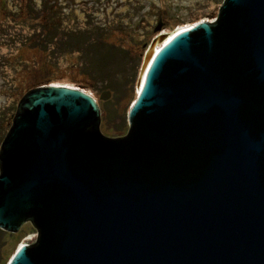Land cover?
Instances as JSON below:
<instances>
[{
	"label": "water",
	"instance_id": "obj_1",
	"mask_svg": "<svg viewBox=\"0 0 264 264\" xmlns=\"http://www.w3.org/2000/svg\"><path fill=\"white\" fill-rule=\"evenodd\" d=\"M128 123L106 133L81 87L23 95L0 229L37 237L8 264H264V0H225L165 43Z\"/></svg>",
	"mask_w": 264,
	"mask_h": 264
},
{
	"label": "rangeland",
	"instance_id": "obj_2",
	"mask_svg": "<svg viewBox=\"0 0 264 264\" xmlns=\"http://www.w3.org/2000/svg\"><path fill=\"white\" fill-rule=\"evenodd\" d=\"M56 5L62 28L88 31L94 27L110 30V39L128 52L117 50L108 73H85L92 61L83 53L64 54L48 42L47 55L33 51L39 26L25 16L28 7L38 11L42 3ZM225 0H0V146L6 137L23 95L48 83L69 84L90 92L97 100L106 133L125 136L128 113L137 98L139 79L146 53L159 36L216 19ZM27 9V10H26ZM149 42L139 57L131 48L135 42ZM135 45V44H134ZM139 51V52H138ZM80 60L81 71L73 63ZM86 87H83V86ZM28 224L17 233L0 229V264H8L14 252L36 239Z\"/></svg>",
	"mask_w": 264,
	"mask_h": 264
},
{
	"label": "trees",
	"instance_id": "obj_3",
	"mask_svg": "<svg viewBox=\"0 0 264 264\" xmlns=\"http://www.w3.org/2000/svg\"><path fill=\"white\" fill-rule=\"evenodd\" d=\"M27 10V9H26ZM57 13L56 5H48V2L42 3V7L38 11H33L28 7L26 18L30 22H35L34 25L39 26L38 32L34 30L33 36L37 37L36 44H29V47L35 52L46 56L48 42L55 46H60L59 49L68 55L75 53H83L92 61L85 65V73L89 70L99 75L108 73L111 61L117 54V50L128 52L122 45H117L112 42L110 36L113 33L107 28L94 27L88 31H73L72 29L65 30L62 28V21ZM135 44V45H134ZM131 48L139 50V57L149 47V42H135ZM138 51V52H139ZM80 60L73 63L74 66L81 71L82 64ZM83 87H86L85 85ZM15 234V233H14ZM17 251V250H16ZM14 252V254L16 253ZM13 254V256H14Z\"/></svg>",
	"mask_w": 264,
	"mask_h": 264
},
{
	"label": "bare ground",
	"instance_id": "obj_4",
	"mask_svg": "<svg viewBox=\"0 0 264 264\" xmlns=\"http://www.w3.org/2000/svg\"><path fill=\"white\" fill-rule=\"evenodd\" d=\"M202 22H210V20L208 18H205L195 24L192 25H188L186 27H182L177 29L175 32L169 33L167 35H165V37L163 36H159V38L157 39V41H155V43L151 46V49L149 50V52L146 54L145 60H144V64H143V68H142V72H141V77H140V82H139V88L138 91H140L141 89V85L143 82V78L145 76V73L149 67V65L151 64L154 56L156 55V53L161 49V47L167 43L173 36L177 35L180 32L186 31L191 29L194 25H197L198 23H202ZM31 240L27 239L25 241V244H30Z\"/></svg>",
	"mask_w": 264,
	"mask_h": 264
}]
</instances>
